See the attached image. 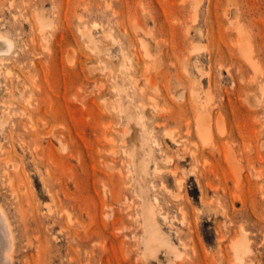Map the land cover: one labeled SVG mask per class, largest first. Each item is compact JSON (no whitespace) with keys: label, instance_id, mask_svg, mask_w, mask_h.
<instances>
[{"label":"rangeland","instance_id":"374dc122","mask_svg":"<svg viewBox=\"0 0 264 264\" xmlns=\"http://www.w3.org/2000/svg\"><path fill=\"white\" fill-rule=\"evenodd\" d=\"M197 2L198 16L193 21L192 9ZM82 28L91 29L104 56L115 64L123 56L127 67L118 74L106 68L82 35ZM237 28L248 35L256 67L246 62L235 43ZM7 31L15 39V47L0 68V117L10 113L8 124L0 130V146L4 148L0 156H6L5 149H10L19 168L12 163L7 166L11 183L0 169V202L13 221L19 256L32 253L35 264H78L76 254L69 251V247L76 250V240L58 231V225L50 228L53 219L62 220L63 207L89 222V195L95 185L101 190L77 157H64L56 139L65 132L72 110V132L78 128L90 144L101 139L103 157L116 166L110 185L120 188L121 199L124 194L129 197L134 211L129 217L123 212L129 228L122 231L127 236L119 237L129 243L128 254L123 257L118 239L109 235L104 239L106 249L98 248L102 262L95 264H264V0H0V32ZM194 47L197 49L192 51ZM187 59L188 70L184 67ZM195 62L204 69L203 74ZM194 77L201 80L199 90L210 92L214 114L221 115L216 134L223 132L234 140L225 142L227 137L221 135L224 138L215 140L216 148L206 152L213 171L201 160L193 172L190 157L177 156L175 138L179 133L191 148L199 141L194 130L190 135L185 132L186 116L193 129L194 109L189 106L188 92ZM117 83L123 88L118 100ZM21 85L25 89L22 94L17 90ZM148 94L157 99L158 109L148 105ZM85 102L90 117L86 116ZM125 102L135 109L130 132L140 144L153 147L147 153L148 193L153 199L157 197L159 222L177 245V253L168 255L162 246L155 256H141L136 179L129 171L131 158L124 151ZM112 103L116 107L109 112ZM179 106L186 115L179 114ZM139 112L146 115L144 124L138 119ZM105 122L111 125L110 142L102 135ZM20 138L26 142L23 147ZM77 146L75 142L73 148ZM219 146L221 150L224 147L222 152ZM85 148L81 156L89 164L92 159ZM167 154L173 158L166 163L162 156ZM155 161L160 171H154ZM175 167L184 183L178 196L171 171ZM117 168L122 169L121 176ZM18 170L28 175L25 182ZM71 171L74 179L68 176ZM40 173L47 179V190ZM57 173L60 179L55 180ZM206 179L211 186L206 185ZM201 188L206 189V205L201 204ZM207 202L220 211L215 213ZM48 203L54 209L50 215L45 211ZM180 205L187 212L185 223L180 219ZM120 206L114 199L115 209ZM243 234L249 250L238 258L232 240ZM27 237L33 242L31 247L25 245ZM16 264H24L23 258L18 257Z\"/></svg>","mask_w":264,"mask_h":264},{"label":"bare ground","instance_id":"6f19581e","mask_svg":"<svg viewBox=\"0 0 264 264\" xmlns=\"http://www.w3.org/2000/svg\"><path fill=\"white\" fill-rule=\"evenodd\" d=\"M198 4L199 3L197 2L192 9L191 19L193 21H195L197 19V16H198V11H199V5ZM81 33L87 39V43H91L90 48L93 51L99 53L101 60L105 62V67L108 68L113 74L117 73L118 70L120 71L122 68L127 67L123 56L118 58V61L116 64H115V62L113 63V60L111 58L108 59L106 56H104V54L101 52V49L97 43V40L94 38V36L91 32V29L82 28ZM236 35H237V38H236L235 43H237L238 47L243 51L246 62H248L251 66L256 67L257 66V60L255 59V57L252 54V49L250 48L249 45H247V36L248 35H247L246 31L242 30L241 28H237ZM143 46L145 48L147 47V43L144 41H143ZM14 47H15V39H13V37H11L10 34H8V31H7V33L6 32H0V68L3 66L2 65L4 63L3 59L11 53V51ZM195 49H197V48L194 47L191 50L193 51ZM188 62H189V59L185 60V62H184V67L186 68V70H188ZM194 66L196 67V69L199 70L200 75L204 73V69L199 65V63L195 62ZM5 67H7V66H5ZM7 69H9V68H7ZM148 80H149V82H152L150 78H148ZM190 82L191 83H190V89L188 92V97H189V106H190V108L194 109V113L192 116L193 129L191 130V127H190V121H191L190 117L186 116L185 124H187V125L185 128V132H186V134L190 135L193 133V130H194L199 137V141H194L193 142L194 147L191 148V146H189L186 143V140H184V139H186V137H184L183 134L179 133L178 137L175 138V141L178 145L177 156L178 157H185V155H188L190 157L191 161L193 162V165H194L192 168L193 172H195L194 167L197 166V163L201 160H203V162H204V163L201 162L204 167L205 166L207 167V164H208V166L210 165L209 169L213 171V167L210 164V162H211L210 157L206 156L207 155L206 152H212L213 148L214 147L216 148L215 140L217 139V140L222 141V138H224L221 135L227 137V138H224L225 142H228L231 138H229L230 136H228V134H224L223 132H220V134H216L215 126H218V124L220 122L221 115L218 112H215V114H214L213 110L211 109L210 99L212 96L210 95V92L208 90H206L205 92H203L202 90H199V88L201 87V84H202L201 80L199 78L194 77V79L191 80ZM114 88L117 92V100H118L122 97L123 88L118 83L114 86ZM17 90L20 94H22L25 89L21 85V86L17 87ZM261 90L262 91L264 90L263 86H261ZM10 91H12V90H10ZM140 91L141 92L144 91L143 85L140 87ZM248 91H250V89L246 90V92H245L246 97H248ZM45 94H49V93L45 92ZM148 96L150 98V102L148 105H150L154 109H158L157 99L150 94H148ZM28 98H29V96H28ZM91 101L95 102L93 99ZM28 102H29V99L27 100V103ZM84 105L86 106L85 107L86 108L85 109L86 110V116L90 117L91 112H90L89 106H88V104H86V102L84 103ZM124 105L127 106L126 107L127 109L125 110L126 111V117L125 118L127 119V125H126V128H124V132H123V136L126 134L125 135L126 142L124 144V151L131 158V160H130V161H132L131 162V169L129 171H131L135 175L134 177L136 179V183L134 185V190H135L136 195L139 198V202H138V207L135 210V214L139 215L138 218H140V224H141L140 226L142 227L141 234H140L141 243L143 245L141 256H144L146 258H148V256H155L156 252L162 246L165 247V251L168 253V255L170 252L177 253L178 252L177 245L175 244V242L173 241L171 236L162 228V226L159 222L158 213H157L158 210L156 208V203H155V201H157V197H154V199H153L150 197V195L148 193L149 191H148L147 179H145V173L148 172L147 168H148V160H149L147 157V153H150L153 150V147L152 146H146L147 144L146 145L140 144L138 142V140H136V135H134L130 132L131 125H129V124L131 122H133V119L135 117L134 116L135 109L133 106H130L129 104L127 105L126 102ZM67 107L70 108V106H67ZM115 107L116 106L112 103L111 105H109V107L107 109L109 112H111L115 109ZM8 109H10V108H8ZM101 110L106 111V109H104V108H101ZM16 111L17 110H15L14 112H16ZM178 112L180 115L184 114V111H183L181 106H179ZM11 113H12V111H11ZM69 113H70V115H69L70 118L65 121V132L63 133V135L62 134L57 135L56 139L59 142V145L65 151L64 157L65 158H68L70 156L77 157L78 160H80V164L82 165V167L88 169L89 175L92 176L94 181H98L100 183L101 190L95 185L93 192L89 195L91 207H90V209L87 208V211H86L87 215L89 216V222H85L84 220H81L77 215H75V212L73 210L72 211L69 210L68 207H63L62 210H60L61 211V219L63 220V222H62V220L58 222V220L56 221V219H53L52 225L50 226V228L55 229V226L58 225V227H59L58 231H60V232L62 231L64 234H66V236L68 238L72 236L76 240V244H77L76 250H72V248L69 247V251L71 253L76 254L78 264H95L96 261L102 262V256L99 253L98 248H102L103 250L106 249V244L104 242V239L109 235H112L116 239H118V245L120 247L121 254L124 257V255L128 254V252H129V249H128L129 243L128 244L125 243L124 239L119 238V237L121 234H123L122 233L123 230H126L129 228V223H128L127 217H124V216L127 215L129 217V216L134 215L133 208H132L131 204L129 203L130 201L128 202L129 197L126 194H124L122 199H121L120 198V188L115 189L114 186L110 185L111 177L114 174L113 171H115L114 169L116 168V166L113 163H111L110 160L103 157L102 152L104 151V147H102L100 144L101 139L97 138L96 139L97 141L95 143L90 144L83 138V135L78 130V128H76V132L74 134L72 132V128H71V125H75L73 111L69 110ZM9 114L5 113L3 115V117H0V130L1 131L4 130L5 125L8 124V122H9V118H10ZM184 115H186V114H184ZM12 116H14V115H11V117ZM145 117H146V115L144 112L138 113V119L141 120L142 124H144L143 120ZM29 118H31V117H29ZM76 122H77V120H76ZM108 122H110V121H108ZM108 122H105L107 124H105V126L102 129V135H103L105 140L110 142V141H112L111 135L109 134L111 125ZM9 125H11V124L9 123ZM13 126H15V125H13ZM23 126H24V129H25V127H27L26 124H23ZM3 134H2V136H3ZM19 135H21V134H19ZM17 139H19V137ZM19 141H20V145H22V147H23V143L26 144V142H24V140L22 138H20ZM231 141L234 142V140H232V139H231ZM75 142L78 143V146L76 149L73 148V144ZM81 143H82V146H81ZM35 144H36L35 150H37L38 145H40V141L39 140L36 141ZM231 145H230V147L232 148ZM83 146L86 147L85 149L92 159L89 164H87V162L84 159H82L81 155H82V147ZM227 147H229V144H228V146H226V149H227ZM1 148H3V146H0V149ZM217 149H218V151L222 152L224 147L222 148V150H221L220 146L217 147ZM5 151L8 154L6 156H0V166H1L0 169L2 171L1 175H7L8 179H9L8 181H9V183H11L12 179H10V177L6 171V168L10 163H12L13 166H18V165L14 161L15 158H14L11 150L5 149ZM50 153H52V152H50ZM36 156H37V154H36ZM172 158H173L172 155H168V154L162 156V159L166 163L171 161ZM178 162H180V161H178ZM55 163H56V161H55ZM67 164H69L68 160H67ZM18 168H19V166H18ZM160 170H161V167H159L158 162L155 161L154 171H160ZM171 171L174 172V174H175V182H176L175 186L177 189L175 194H176V196L182 195L180 192V189H182L181 187L184 184L183 183V176L179 174V171L176 167L174 169H171ZM48 172H49V170H48ZM117 172L119 173L120 176L123 174V171L121 168H117ZM38 173H39V170H38ZM100 173H102V174H100ZM183 173H185V172H183ZM17 175L24 182L26 179H28V175L25 172H23V170L22 171L18 170ZM68 176L71 179H74L75 178V172L71 171L68 174ZM40 177H41L43 187L47 190L48 184H47L46 177L43 176L41 173H40ZM54 177H55V180H58V178L60 177V173L55 174ZM2 181L4 182V180H2ZM120 182L126 183L125 180L121 181V179H120ZM205 182H206L207 186H211V182L209 179H206ZM205 190L206 189L201 188V204L202 205H206ZM114 199H117L121 202V206L118 207L117 209H115V207H114ZM207 203L208 204L210 203L209 208L210 209L212 208L215 213L220 211V209L218 208L217 205L211 204V202H207ZM203 207H206V206H203ZM179 209H180L181 222L185 223V219L187 217V212L184 210V208L181 205H180ZM18 210L20 211L19 212V218L21 221H23L24 220L23 212L21 211L20 208ZM45 211H46V215H50L54 211L53 206L50 205V203H48ZM116 211H118L119 214H117ZM123 212H125L126 215L123 214ZM163 217L165 218L166 216L163 215ZM24 225H25V223H24ZM184 229L185 230L188 229V224L184 225ZM241 229L243 231H245L243 228H241ZM123 235L127 236L126 233H124ZM54 236H55V238H58L57 235H54ZM99 239H102V241H99ZM181 242L183 244H185L183 241H181ZM32 243H33L32 240L29 237H27L26 241H25V245L28 247L29 246L31 247ZM69 246H71V243H69ZM232 247L235 250L237 257L241 258V256H242L241 253L249 250L245 234H243L241 237H237L236 239L232 240ZM19 255H20V247H19V243H18V237H17L15 230H14V227H13V221H12L11 216L9 215V212L7 211L6 207L3 205V203L0 202V264H16V259L18 257L23 258L24 264H35L36 258L32 253H29V255H27L26 253H23L21 256H19ZM106 261H107V258H106Z\"/></svg>","mask_w":264,"mask_h":264}]
</instances>
